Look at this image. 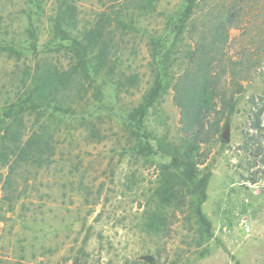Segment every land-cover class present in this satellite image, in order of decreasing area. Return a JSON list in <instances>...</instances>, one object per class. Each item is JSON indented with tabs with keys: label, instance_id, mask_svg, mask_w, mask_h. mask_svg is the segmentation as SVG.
<instances>
[{
	"label": "rangeland",
	"instance_id": "1",
	"mask_svg": "<svg viewBox=\"0 0 264 264\" xmlns=\"http://www.w3.org/2000/svg\"><path fill=\"white\" fill-rule=\"evenodd\" d=\"M56 1L1 0L0 14L9 18L3 36L6 43L27 49L29 24L37 37L36 52L21 50L19 61L0 50L2 92L13 91L11 83L21 77L24 58L31 65L34 55L59 57L52 52L50 22ZM122 1L75 0L82 22L90 21L96 12L119 8ZM150 3L140 11L135 31L119 55L126 76L137 77L136 86L118 94L111 82L97 77V91L89 92L87 104L58 123L57 162L38 172L35 181L27 176V185L18 181L25 198L14 210L0 204V264H71L69 258L80 248L86 254L80 264L149 261L162 243L169 260L179 256L178 264H264V155L252 156L241 148L243 132L253 133L248 99L257 93L258 81L246 88L227 125L220 118L218 132L202 148L206 159L200 169L210 171L202 204L211 225L210 238L196 247L183 217L175 221L170 239L157 242L141 231L145 195L158 166L169 158L155 147L149 157L135 156L122 126L129 113L143 104L142 96L152 83L150 39L170 45L183 0ZM236 34L231 31L232 36ZM2 99L0 95V103ZM146 112L143 126L149 132L177 139L179 116L170 89ZM225 128L228 141L222 139Z\"/></svg>",
	"mask_w": 264,
	"mask_h": 264
},
{
	"label": "trees",
	"instance_id": "2",
	"mask_svg": "<svg viewBox=\"0 0 264 264\" xmlns=\"http://www.w3.org/2000/svg\"><path fill=\"white\" fill-rule=\"evenodd\" d=\"M150 1L123 0L119 8L96 12L82 22L75 0H57L50 22L52 52L59 57L34 55L31 65L24 58L21 77L11 83L13 91L2 92L0 78V204L9 211L25 198L19 182L27 185V176L35 181L38 172L57 162L58 123L87 104L89 92L97 91V77L111 82L118 94L136 86L137 77L126 76L119 55ZM8 20L0 14V50L18 61L21 50L35 53L37 37L31 24L25 29L27 49L6 43ZM171 33L168 47L159 38L150 39L152 83L143 104L129 113L122 127L135 156L149 157L155 147L169 158L158 166L145 195L141 231L164 241L183 217L190 239L200 247L211 236L202 212L210 176L207 168L200 169L206 159L202 148L218 132L220 118L224 125L230 122L240 97L255 81L258 91L248 99L253 133L243 132L241 148L252 156L264 155V0H183ZM167 89L178 109L177 139L153 135L143 126L147 108ZM165 245L156 246L149 261L125 264H178L179 256L169 260ZM85 257L80 248L69 260L80 264Z\"/></svg>",
	"mask_w": 264,
	"mask_h": 264
},
{
	"label": "water",
	"instance_id": "3",
	"mask_svg": "<svg viewBox=\"0 0 264 264\" xmlns=\"http://www.w3.org/2000/svg\"><path fill=\"white\" fill-rule=\"evenodd\" d=\"M222 139H223L224 141H228V132H227V128H225L224 131H223Z\"/></svg>",
	"mask_w": 264,
	"mask_h": 264
}]
</instances>
